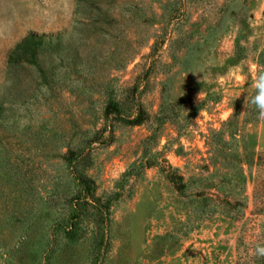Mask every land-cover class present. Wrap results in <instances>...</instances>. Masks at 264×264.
I'll use <instances>...</instances> for the list:
<instances>
[{
	"label": "rangeland",
	"instance_id": "1",
	"mask_svg": "<svg viewBox=\"0 0 264 264\" xmlns=\"http://www.w3.org/2000/svg\"><path fill=\"white\" fill-rule=\"evenodd\" d=\"M252 65L264 0H0V264H264Z\"/></svg>",
	"mask_w": 264,
	"mask_h": 264
},
{
	"label": "clouds",
	"instance_id": "2",
	"mask_svg": "<svg viewBox=\"0 0 264 264\" xmlns=\"http://www.w3.org/2000/svg\"><path fill=\"white\" fill-rule=\"evenodd\" d=\"M235 80L240 87H245L246 83L251 84L254 94L244 102L245 107H254L257 112V118L264 120V66L252 65L248 76L236 75ZM201 99L202 96L198 94L197 100L200 101ZM224 103L227 105L229 101L226 99ZM232 115L233 109H228L223 112L221 119L227 121ZM253 255L264 257V245L258 244L253 251Z\"/></svg>",
	"mask_w": 264,
	"mask_h": 264
},
{
	"label": "trees",
	"instance_id": "3",
	"mask_svg": "<svg viewBox=\"0 0 264 264\" xmlns=\"http://www.w3.org/2000/svg\"><path fill=\"white\" fill-rule=\"evenodd\" d=\"M26 41H28V39H26ZM23 42H25V41H22V42L18 43V44L16 45V47H17V46H21V45L23 44Z\"/></svg>",
	"mask_w": 264,
	"mask_h": 264
}]
</instances>
